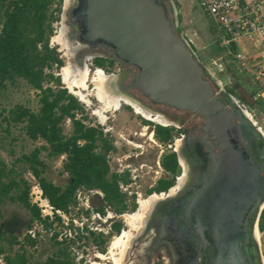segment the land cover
<instances>
[{
  "label": "water",
  "instance_id": "water-1",
  "mask_svg": "<svg viewBox=\"0 0 264 264\" xmlns=\"http://www.w3.org/2000/svg\"><path fill=\"white\" fill-rule=\"evenodd\" d=\"M175 13L170 0H71L60 23L88 51L132 68L127 87L149 103L202 118L206 177L188 204L181 188L158 201L160 228H150L158 234L155 245L186 250L203 264H263L251 230L263 209V135L231 94L214 90L206 67L176 32ZM207 133L213 142L204 141Z\"/></svg>",
  "mask_w": 264,
  "mask_h": 264
},
{
  "label": "rangeland",
  "instance_id": "rangeland-1",
  "mask_svg": "<svg viewBox=\"0 0 264 264\" xmlns=\"http://www.w3.org/2000/svg\"><path fill=\"white\" fill-rule=\"evenodd\" d=\"M170 1L176 11L175 29L177 33L181 34L182 30L179 26L181 21V15L179 13L180 4L177 0ZM64 2H66V0H47L46 2L45 16L46 20L49 22L50 28L47 46L55 52L61 63L59 66L52 62L47 67L43 66V73H50L53 78L44 79L42 85L65 88L66 92L72 95L80 106V109L76 111L77 118L81 119L85 124L101 129L103 137L111 145V150L105 155L106 160L110 162L108 163L107 178H109L110 174L114 173V170L119 166L118 164H121L122 167L129 165L130 168L142 165L141 174H143V176L139 180L140 189L137 191L141 197L138 198V205H136V197L132 193V190V194L130 193L128 195L126 192L118 191L120 194V204H122L118 205L114 202L106 203L102 199V196L96 192L98 190L96 188L86 189L78 187L77 189H82L84 197L81 196L79 199H75L74 204L69 205L68 211L61 212L60 216L58 215V219L54 217L52 220H49L50 225L45 226L42 224L40 227L37 220L30 219L29 211L23 207L21 203L16 200H9L8 197L3 196L0 199V237L3 238L0 240V244L4 248V253L0 254V264H6L5 256L11 257L16 252L24 254L26 257L24 264H44V262L50 257L68 259L71 264H91L92 262L93 264H96L95 262H97V264H111L112 259L107 256L111 245L110 242L113 237L121 234L123 230H128L126 215L132 214L138 210L139 200L147 198L154 192H166L172 186L176 185V182L174 183L175 177L179 175V167L173 172V174L166 172L160 166V160L164 154L172 151L171 148L168 147V144H172L174 139L179 138V135L181 134V129H177V127L173 126L179 125V123L170 117H173L174 115H185L184 113H179L180 110L177 111L173 108L151 104L142 95L138 94L135 89H130L131 93H133L138 100L149 105L150 108L158 109L157 111L162 112L170 121H172L171 123H173V125L169 124L167 126H162L168 129L170 137L166 141L161 142L154 133L155 128L160 125L150 120L143 119L141 115L139 116V114L134 112V109L130 105L123 104L117 111L106 112L105 117L101 120V116L95 111L99 107H102L103 104L94 95V85L91 81L87 83V89L82 91L86 94L89 103L80 100L78 96L69 92L67 85L63 82L61 73L63 66H65L70 60L64 55V51L61 50V46L58 45L55 40L63 26L60 22L61 10ZM197 12L200 14L202 23L206 27H209L210 21L206 15L199 10L194 11L195 14ZM38 46L40 49L41 44ZM95 58L100 59V65L94 63ZM95 58L93 61L92 59L89 60L88 64L91 79L94 77L96 68H101L106 74L117 75L116 73L119 72L118 65L122 66L116 61L108 58ZM204 64L209 68L213 77L221 82V88L237 99L238 103L250 113L256 126L260 127L264 132V119L254 103V101L259 98L255 100L253 96L251 97L249 94L244 92L239 93L237 91L236 84L240 83L242 85H248V83L251 82L250 78L247 76H238L231 67H227L228 71L226 72L229 74V78L223 80L224 78L222 79L221 74L224 73H221V69H218V67L215 66L216 64L210 63L209 59L204 60ZM122 67L130 70L128 77H126L125 80L127 82L130 79V76H132L133 70L128 66ZM54 78H58V81L56 82ZM2 84L3 85L0 86V162L4 166V170L7 174L6 176H3L1 180L3 182L13 180L18 183L19 187H23V185L26 184L29 191V186L33 181L37 182V180L28 167V164L31 162L25 160L23 156L30 157L31 152L35 148L41 146L43 141L41 139L31 140L25 136L23 128L25 124L24 121L9 122L8 125H6L4 118L8 116V111L16 105L23 106L32 112H36L39 106V93L20 77H13L11 80L5 79ZM213 88L214 90H218L215 85ZM185 119H190V122L187 123L189 124L197 118L187 115V118ZM143 124H147L149 129L153 130V132L149 134V137L151 139L153 137L154 143L146 138L145 131L142 133L144 135L139 134L141 131V125ZM61 127L64 134H70L72 127L68 118L65 117L62 120ZM149 129L146 131L148 132ZM126 140L140 144L141 147H134L130 143H127ZM46 152L45 149L39 148L36 159L39 160L41 164L38 165L35 162H32V164L38 168L40 172L39 175L45 180L63 187L70 180L69 174H67L62 168V164L65 161V155L60 154L49 156ZM110 155L113 157L112 161L109 157ZM158 165L160 166V169H158ZM155 170H159L160 172L154 175L155 172L153 173V171ZM156 175H159V177H154ZM120 177H123L122 179L124 180L127 179L126 174L121 175ZM170 178L172 179V183L170 187L168 186L169 188L167 187L168 190H166L167 188L164 191L157 190V187L155 186L158 185L159 180ZM149 183L153 184V187L148 188L147 185ZM7 194H15L14 188H11ZM85 203L89 205L91 210L98 211L100 215L104 214L106 208L111 210V212L117 216L112 219L120 222L119 226L115 227V229L111 227V231L107 234H102L101 232L99 233L96 231H90L86 234L83 233L85 229L78 228V223L85 221L82 225L83 228H85L88 221H90V210L89 208L84 207ZM72 207H77V209H71ZM123 213L126 226L118 231V229L123 227V224L121 223L122 219L118 216ZM79 216H82L85 219L88 218V220L79 221ZM72 219H76L75 222H72ZM109 220L110 219L107 221ZM94 221L95 226H97L96 222H98L101 227L106 224V222H101L99 220L94 219ZM29 228H32L34 231L32 237L26 233V230ZM141 228L142 226L133 231L135 235L130 239V245L121 261H119V264H155L153 262H155L156 258L159 256L164 257V261L166 260V253L171 249L169 250L168 248L167 250L164 246L157 245L158 248L154 249H157L158 251H150L149 248H152L154 245L152 244V236H150L149 233L144 234L145 236L138 242L137 239L138 236H140L138 232L142 230ZM74 231L75 233H73ZM26 236L33 239L32 245L27 243L25 239ZM13 237L16 238V241L9 244L8 241L12 240ZM258 242L262 263L264 264V229L259 231ZM96 253V256L100 259L94 257V254ZM101 254H106V257H100Z\"/></svg>",
  "mask_w": 264,
  "mask_h": 264
},
{
  "label": "trees",
  "instance_id": "trees-1",
  "mask_svg": "<svg viewBox=\"0 0 264 264\" xmlns=\"http://www.w3.org/2000/svg\"><path fill=\"white\" fill-rule=\"evenodd\" d=\"M46 2L47 0H0V86L5 79L20 77L39 93L36 112L16 105L8 111L5 123L8 125L9 122L24 121L25 136L31 140L43 141L41 146L31 152L30 157L23 158L31 162L28 167L36 178L42 195L54 209L68 211L69 205L75 202V190L78 187L96 188L102 193V199L106 203L122 205L117 180L123 177L114 173L109 178L106 176L108 163L105 155L111 150V145L103 137V132L77 118L76 111L80 106L65 88L42 85L44 79L53 78L50 73H43V66L47 67L51 62L58 66L61 63L55 52L47 46L50 28L45 16ZM99 60L95 58L94 63L100 65ZM54 80L57 82L58 78ZM65 117L70 120L72 127L69 135L62 132L61 123ZM154 133L161 142L170 137L168 129L161 125L155 128ZM39 148L45 149L49 156L65 155L62 168L69 174L70 180L63 187L45 180L32 164H41L36 159ZM160 165L166 172L173 174L178 168L176 153L171 151L164 154ZM6 174L0 162V199L6 196L9 200H16L29 211L31 220L41 221L45 226L50 225V221L41 219L38 208L29 202L27 185L19 187L13 180L3 182L1 178ZM171 183V178L159 180L155 187L157 190H165ZM11 188L15 190L13 195L7 194ZM55 218L58 219L57 216ZM117 226L118 224L115 227ZM257 226L259 231L264 229V209L260 211ZM25 239L32 245V238L26 236ZM14 241L16 238L13 237L8 243ZM1 253H4V248L0 244ZM5 261L6 264H24L26 257L23 253L16 252L11 257L5 256ZM44 264L71 263L68 259L50 257Z\"/></svg>",
  "mask_w": 264,
  "mask_h": 264
},
{
  "label": "built area",
  "instance_id": "built-area-1",
  "mask_svg": "<svg viewBox=\"0 0 264 264\" xmlns=\"http://www.w3.org/2000/svg\"><path fill=\"white\" fill-rule=\"evenodd\" d=\"M195 2L197 7L202 12L206 13L222 30L223 34L220 40L222 46L227 47L232 43L235 44L240 41H248L252 44V46L264 49V0H195ZM229 62L232 63L239 72L249 74L251 79L256 83L257 89L252 95L253 98L257 99L264 97V61L252 62L248 60L247 54L243 50H235L232 52ZM219 84L221 85L220 81ZM176 139H174L172 144H168V147H170L174 152V142ZM109 157L112 161L113 157L111 155ZM107 163L110 162L107 161ZM177 163L178 166L181 167L179 160H177ZM118 165L119 166L114 170V173L118 176L124 174L127 175L126 180H117L118 191L126 192L128 195L132 190V193L136 197V203L137 198L140 196L137 191L140 189L139 180L143 176V174H141L142 165L131 168L129 165H126V167H122L121 164ZM160 166L158 165V169H160ZM158 172L160 171H153L154 175ZM154 177H159V175ZM177 177L178 176L175 177V182L177 181ZM147 187L151 188L153 187V184L149 183ZM96 192L102 196V193L99 190ZM81 196L84 197L82 189H76L75 199L77 200ZM28 200L31 204L38 208L41 219H47V221H49L55 216H60V213L63 212L61 210L54 209L49 204L47 198L42 195V191L37 182L33 181V183L29 186ZM84 207L89 208L90 210V221H88V224H86L85 228H83L82 225L85 222L83 220H88V218L85 219L82 216H79V221L83 222L78 223V228L85 229L83 233L86 234L90 231H96L99 233L101 232L102 234H107L111 231V224L114 221L112 218L117 217L113 212H111V210L106 208L104 210V214L100 215L98 211L91 210L87 203H85ZM71 209H77V207H72ZM118 217H122V214ZM94 219L106 222V224L101 227L99 226V223L96 222L97 226H95ZM108 219L110 220L107 221ZM75 220L72 219L71 221L75 222ZM38 224L41 227L43 223L38 221ZM122 228L123 227H121V229ZM26 233L31 237L34 235L32 228L27 229ZM73 233H75V231ZM95 263L97 264V262ZM91 264H93V262Z\"/></svg>",
  "mask_w": 264,
  "mask_h": 264
},
{
  "label": "bare ground",
  "instance_id": "bare-ground-1",
  "mask_svg": "<svg viewBox=\"0 0 264 264\" xmlns=\"http://www.w3.org/2000/svg\"><path fill=\"white\" fill-rule=\"evenodd\" d=\"M70 1L71 0H66L64 4H67ZM68 32L70 31H68V29H66V27L63 24V26L60 29V33L56 37L55 40L58 43V45L61 46V50L64 51V55L68 57V59L70 60L66 63L65 66H63L62 73H61L63 82L67 85L70 93L78 96L80 100L85 101L86 103H89V100L86 97V94H84L82 91L87 89V83L91 81V83H93L94 85V90H95L93 91L94 95L103 104L102 107H99L95 111L97 114H99V116H101L100 117L101 120H103V118L105 117L106 112L117 111L121 108L123 104H126V105H130L134 109V112L136 114H139V116L141 115V117L145 120H148V121L150 120L154 123H158V124L161 123L165 125H168L171 123L170 120L166 116H164L162 113L151 109L146 104H143L142 102L134 99L133 97L127 94L120 93L119 91L111 88L112 80L114 83L118 80V78H116V75L106 74L101 68H96L94 77H92L91 79L90 70L88 68L89 60L97 56L99 52L88 51L87 48L83 44L72 39L70 35L68 34ZM84 47L86 48L85 52L83 53L84 56H81L79 58L80 55H77V52H79V50ZM207 72L209 73V76L213 80V83L215 87L218 89L219 93L225 94L226 91H224L221 88L219 81L213 77L212 73L209 70H207ZM243 111L249 118L250 113L245 108H243ZM250 119L252 122H254L252 117H250ZM143 127L145 130L143 129ZM148 129H149V126L147 124L141 125V129H140L141 131L139 134L144 135L142 133L145 131L146 138L150 142L154 143L153 137L152 139L149 137V134L152 132V130L150 129L147 132L146 130ZM259 130L264 138V132L260 129V127H259ZM126 142L129 143L130 140H126ZM136 147H141V145L137 144ZM181 164L185 169V163L183 160H181ZM182 178H183L182 176H179L178 180L176 181V185L172 186L168 191L161 192V193L154 192L151 195H149L147 198L143 200H139L138 210L132 214L126 215V223L128 226V230H123L121 234L116 235L115 237L112 236L113 238L111 237L112 238L110 242L111 245L109 247V252L107 254V256H109V258L112 259L111 264H119V261H121L128 246L130 245V241H131L130 239L135 235L133 231L137 230V228L141 227L142 224H144L145 219L150 212L149 210L150 208H152L151 205L155 204L153 206H156L159 200L174 193L175 190L178 189L180 184L182 183ZM138 198L136 200V205H138L137 204ZM259 208L260 209L264 208V197L259 204ZM123 215L124 213L122 214V219L124 222ZM124 226H126L125 222H124ZM251 230H252L254 238L258 241L259 230L255 223V216L251 223ZM96 255L97 253L95 254V257H97ZM100 257L105 258L106 254L104 255L101 254Z\"/></svg>",
  "mask_w": 264,
  "mask_h": 264
},
{
  "label": "flooded vegetation",
  "instance_id": "flooded-vegetation-1",
  "mask_svg": "<svg viewBox=\"0 0 264 264\" xmlns=\"http://www.w3.org/2000/svg\"><path fill=\"white\" fill-rule=\"evenodd\" d=\"M85 49H86L85 47L81 48L79 50V52H77V55H80L79 58L81 56H84L83 53L85 52ZM95 57H98V56H95ZM95 57L92 58V61ZM118 69H119V72L116 73L117 74L116 78H118V80L115 83L112 80L111 88L119 91L120 93L127 94V95L133 97L134 99L138 100L134 96V94L131 93L130 88L127 87V84L129 83L130 79L127 82L125 81L126 77H128L130 70L125 68V67H122L120 65H118ZM138 101H140V100H138ZM140 102H142V101H140ZM143 104H145V103H143ZM147 106L150 107L149 105H147ZM151 109H153L155 111L158 110L156 108H151ZM158 112H160V111H158ZM160 113H162V112H160ZM179 113H184L185 115H174L173 117H170L174 121L179 123V125H173V123H170V125L177 127V129L178 128L181 129V134L179 135V138L176 139L174 142V144H175L174 149H175V153L177 154V160H179V163L181 166V167L178 166L179 167L178 177L182 176L183 178H182V183L180 184L179 188L176 190H179L181 188L182 190L185 191L184 192L185 196H184L183 200L185 199V203L188 204L189 200L190 201L192 200L191 197H192L193 193L197 189H200L202 181L206 177L204 171L202 170V164H205L206 160H208L207 152H209V149L207 148L205 143L202 141V134H203V131L201 129L202 118L200 116L194 114V113H189L186 111H180ZM163 115L166 116L165 114H163ZM187 115L193 116L197 119L195 121L187 124L188 122H190V119L189 120L185 119V118H187ZM170 122H172V121H170ZM158 125L167 126V125L161 124V123H159ZM204 137H205L204 141L213 142V139L211 138L210 134L207 133ZM215 150L216 149H214V151ZM181 160H183L185 163V169L181 164ZM178 177H177V179H178ZM174 183H175V181H174ZM166 190H168V188ZM179 208L183 209L182 206ZM179 208H178V210H179ZM154 209H155V206L152 207L151 212L146 217L145 222L141 228L143 230H141L138 233V234H140V236H138V239H137L138 242L140 241L141 238H143L145 236L144 234H146V233L147 234L149 233L150 236L153 235V231H151L150 228L155 230V232H156V230H158L160 228V224H158V223L161 221H159L158 219L162 218V217L160 215H157L156 210L153 211ZM166 217H167V215H165V219L169 220L171 216H169L167 218ZM121 219H122V217H121ZM147 222H148L149 227L146 226ZM113 223H116V224H113ZM113 223L111 224V227L114 229H115V226L117 224H118V226L120 224V222H118V221H114ZM121 223L123 224V227H124L123 219L121 220ZM119 230H121V228L118 229V231ZM153 236L157 237L158 234L154 233ZM155 237H154L155 241H152V244L154 246H152V248H149L150 251L151 250L152 251H158L157 249H154V248H158V246L155 245V243H156ZM166 255H167V257H166L165 261H164V257L159 256L156 258V261L153 263H155V264H203L202 257L201 258L195 257L194 256L195 254H189L186 250H174V251H169V252L167 251ZM94 257H95V254H94Z\"/></svg>",
  "mask_w": 264,
  "mask_h": 264
},
{
  "label": "crops",
  "instance_id": "crops-1",
  "mask_svg": "<svg viewBox=\"0 0 264 264\" xmlns=\"http://www.w3.org/2000/svg\"><path fill=\"white\" fill-rule=\"evenodd\" d=\"M179 5V13L181 15V21L179 26L182 30V36L187 40L188 44L192 48L198 60L204 64V60L209 59L210 63L216 64L218 69H221V77L223 80L228 79L229 74L226 71L227 67H231L238 76L249 77L251 82L248 85L236 84L237 91L244 92L246 94L253 95L256 91V83L251 79L249 74L239 72L235 66L230 63L232 52L235 50H243L248 57V60L252 62L264 61V49L257 46H252L248 41H240L238 43L229 44L227 47L222 46L220 43L222 37V30L217 26V24L204 12H202L196 5L195 0H177ZM199 10L201 13L205 14L210 21V26L206 27L200 18V14L194 11ZM225 63V65H224ZM207 70L206 64H204ZM214 66V67H215ZM210 71V70H209ZM237 71V72H236ZM241 85V86H239ZM256 100V99H255ZM256 108L262 114L264 119V97L254 101ZM252 103V104H254ZM132 146L136 147L137 144L129 142ZM3 239V238H1ZM264 255V251H263ZM264 258V256H263Z\"/></svg>",
  "mask_w": 264,
  "mask_h": 264
}]
</instances>
